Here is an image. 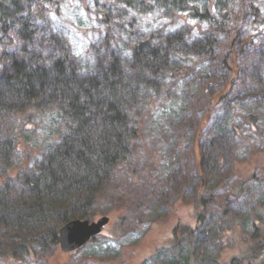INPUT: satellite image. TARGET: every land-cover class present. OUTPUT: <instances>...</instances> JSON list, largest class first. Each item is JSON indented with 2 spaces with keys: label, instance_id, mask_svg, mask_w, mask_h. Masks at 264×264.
<instances>
[{
  "label": "rangeland",
  "instance_id": "rangeland-1",
  "mask_svg": "<svg viewBox=\"0 0 264 264\" xmlns=\"http://www.w3.org/2000/svg\"><path fill=\"white\" fill-rule=\"evenodd\" d=\"M13 1L7 0L11 9ZM21 3L24 13H42V35L28 56L41 47L46 56L56 53L43 40L49 26L70 39V58L77 63L109 47L129 58L126 42L168 27L189 29L188 40L213 35L215 41L203 55L175 53L171 72L155 77L157 85L141 86L130 110L140 129L134 154L86 216L111 217L102 233L71 252L59 242H33L15 251L14 244L25 238L0 227V264H254L243 249L254 220L264 224V0H191L182 16L170 18L125 0ZM196 4L200 13L193 10ZM252 5L262 21H256ZM208 8L212 14L203 15ZM4 28L0 76L22 46L17 32ZM233 57L237 72L230 69ZM205 150L217 154L212 170L203 163ZM26 159L15 154L10 163H0V180ZM10 185L16 193L23 189L18 181ZM187 225L192 236L180 230Z\"/></svg>",
  "mask_w": 264,
  "mask_h": 264
},
{
  "label": "trees",
  "instance_id": "trees-1",
  "mask_svg": "<svg viewBox=\"0 0 264 264\" xmlns=\"http://www.w3.org/2000/svg\"><path fill=\"white\" fill-rule=\"evenodd\" d=\"M125 1L168 18L182 16L191 4V0ZM13 2L15 9L0 0V26L16 31L22 41L20 53L10 54L9 69L0 76V163H10L15 154L28 159L9 168L0 180V227L23 235L24 241L14 244L18 251L33 242L57 246L59 225L90 214L98 195L134 154L140 129L130 110L139 101L141 86L157 85L155 77L171 72L175 53L206 54L215 37L188 40L189 29L168 27L126 42L129 58L109 47L77 63L70 58V39L49 26L43 40L58 53L46 56L41 47L28 56V47L42 35L37 22L42 13L39 8L24 13L21 0ZM251 8L256 21H262L260 9ZM193 10L200 13L197 4ZM101 13L109 17L107 11ZM211 14V8L203 12ZM234 57L230 69L237 72ZM210 151L205 150L203 163L212 170L217 154ZM12 181H18L22 191H12ZM200 204L206 205L205 200ZM254 221V232L244 236L243 257L264 264V224ZM180 230L191 236L194 232L188 225Z\"/></svg>",
  "mask_w": 264,
  "mask_h": 264
},
{
  "label": "water",
  "instance_id": "water-1",
  "mask_svg": "<svg viewBox=\"0 0 264 264\" xmlns=\"http://www.w3.org/2000/svg\"><path fill=\"white\" fill-rule=\"evenodd\" d=\"M109 215H102L97 220L73 218L61 225L58 230L59 245L62 251L71 252L79 249L99 235L110 222Z\"/></svg>",
  "mask_w": 264,
  "mask_h": 264
}]
</instances>
